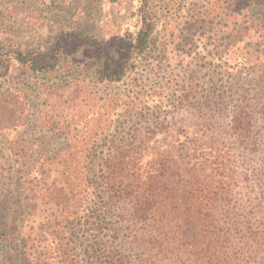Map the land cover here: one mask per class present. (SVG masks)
I'll list each match as a JSON object with an SVG mask.
<instances>
[{
	"label": "rangeland",
	"instance_id": "1",
	"mask_svg": "<svg viewBox=\"0 0 264 264\" xmlns=\"http://www.w3.org/2000/svg\"><path fill=\"white\" fill-rule=\"evenodd\" d=\"M139 1L0 0V264H60L65 227L83 241L80 264H95L86 248L96 230L76 195L87 178L103 179L113 143L119 158L133 148L130 154L155 167L146 170L160 173L165 165L170 174L158 215L164 223L129 222L128 205L116 209L123 221L114 248L127 259L152 264L143 243L182 227L186 237L178 232L166 243L162 264H199L192 261L199 253L210 264L225 237L232 253L239 235L253 233L264 217V0H146L154 29L121 80L93 82L81 66L86 53L66 51L54 72L59 87L28 88L29 70L15 49L68 47L73 32L88 36L83 47L90 39L111 46L139 26ZM243 96L257 150L229 136L232 106ZM128 126L156 133L134 147L120 139ZM157 177L143 174L142 181L156 190ZM100 186L84 194L93 199ZM21 241L22 259H9Z\"/></svg>",
	"mask_w": 264,
	"mask_h": 264
},
{
	"label": "trees",
	"instance_id": "2",
	"mask_svg": "<svg viewBox=\"0 0 264 264\" xmlns=\"http://www.w3.org/2000/svg\"><path fill=\"white\" fill-rule=\"evenodd\" d=\"M141 1V3H139ZM135 5L133 10L137 21L140 22L137 29L133 32L128 31L127 34L123 35L117 43L111 46L103 47L101 42L95 39H90L83 47L81 41L86 42L88 36H83L81 33L73 32L72 45L66 47L63 42L55 43L51 49H44L41 45H37L29 48L15 49L13 51L14 58L20 64L25 65L29 70L27 74L28 88L38 89L40 87H59L58 78L54 75L59 69V55L63 52L65 54L68 51L69 54H82L86 53V56L80 57L82 59V69L87 72H92L94 75L93 82L103 81H118L121 80L125 74L128 62L136 55L142 54L147 47L149 37L154 29L153 19L150 15V11L147 10L146 0H140ZM139 4V5H138ZM169 5H165V8L169 11ZM61 44V46H59ZM75 44V45H74ZM64 45V46H63ZM73 46V47H71ZM73 49L72 51L68 50ZM85 49V52H84ZM66 82H69L66 80ZM30 90V91H31ZM32 92V91H31ZM226 106V98L222 100ZM245 102V97H241L240 103L233 105L230 119H229V136L233 137L235 141H240L241 146L247 148L252 146L253 150L256 149V139L249 135L252 132L253 126V115L250 112L249 106ZM156 133L154 129L146 128H134V126H128V129H122L120 132V139L126 140L128 145L137 147L145 143V141L152 138ZM251 138V140H249ZM127 150L128 156L119 158V147L118 145H111L109 158L106 159L108 170L104 173L103 179H100L97 175L94 176V180L91 178L86 179L85 190L81 191L80 195H76V206H83L81 214L85 213L84 217L87 222L90 221L96 232L94 235V241L89 243L86 252L93 254L95 264H142L141 262H135L127 259L123 253H118V249L114 248V243L120 235V225L123 221V215L121 213L116 215V209L122 208L124 205H128L127 219L126 221L143 223L151 226L157 221L164 223L159 218V210L163 207L166 196L163 197L162 188L163 185L170 178V174L164 165L160 173H151L153 170H146L155 168L151 163L144 164L141 160H137V153L130 154ZM176 162V160H174ZM212 164H214L212 162ZM143 174H146V178L157 177L156 190H153L152 186L145 184L142 181ZM94 183V186H93ZM100 183L99 195H95L93 199H89L84 192L89 186H92L96 191L99 190L98 184ZM94 191V190H93ZM91 193V192H90ZM75 208V205L73 206ZM75 210V209H74ZM74 212V211H73ZM72 212V213H73ZM200 213V212H199ZM74 214V213H73ZM110 215L111 220L106 221V217ZM159 215V217H158ZM201 219L200 215L196 217L199 222ZM107 222V224H106ZM159 223V224H160ZM104 224H106L104 226ZM201 225V223L199 222ZM63 229L62 237L59 238L61 244L64 245V258L60 260V264H80L81 256L79 255L78 248L82 245L83 241L80 237H73L69 228ZM108 229L109 240H103L100 238L103 230ZM2 227L0 226V230ZM180 233L181 237H186V229L179 227L172 235L170 231L164 233L163 238L154 237L149 238L146 243H143L145 251L142 247V253L147 255L152 264H162L161 261L164 259L160 256H167L166 243L171 241L174 235ZM134 231L126 233L124 236H133ZM171 235V237H170ZM7 234L2 238L5 240ZM170 238V239H169ZM9 240V237H8ZM176 241L178 239L176 238ZM229 242V244H228ZM170 243V242H169ZM207 244V243H206ZM233 247L234 251L231 253L230 245L231 241L225 237L223 242L220 243V250L218 255L216 251H211L209 255L212 261L210 264L221 263V264H264V217L257 218L254 223L253 233L249 235H239L236 243ZM107 245V247H106ZM153 245V246H151ZM208 245V244H207ZM150 247L152 250H147ZM180 246H183L180 243ZM197 248L202 253V242L197 244ZM149 249V248H148ZM156 249V250H153ZM9 259L18 258L22 259L25 254V243L21 241L17 245L16 249H10ZM208 250V247L205 249ZM68 252V255H66ZM147 253V254H146ZM199 264H204L202 261V254H198V259L194 258L192 261ZM25 261V260H24Z\"/></svg>",
	"mask_w": 264,
	"mask_h": 264
}]
</instances>
